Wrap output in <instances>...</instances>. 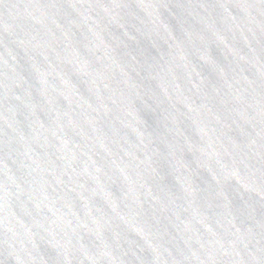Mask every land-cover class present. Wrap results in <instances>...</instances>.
<instances>
[{
	"label": "water",
	"instance_id": "obj_1",
	"mask_svg": "<svg viewBox=\"0 0 264 264\" xmlns=\"http://www.w3.org/2000/svg\"><path fill=\"white\" fill-rule=\"evenodd\" d=\"M0 264H264V0H0Z\"/></svg>",
	"mask_w": 264,
	"mask_h": 264
}]
</instances>
